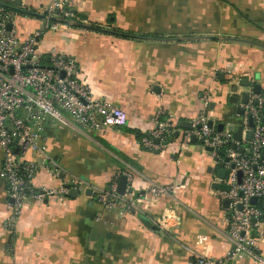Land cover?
<instances>
[{"label":"crops","instance_id":"0c3cea01","mask_svg":"<svg viewBox=\"0 0 264 264\" xmlns=\"http://www.w3.org/2000/svg\"><path fill=\"white\" fill-rule=\"evenodd\" d=\"M25 1L36 12L52 0ZM72 3L78 21L44 32L40 48L45 54L56 48L73 55L80 78L97 97L125 109L128 124L99 134L70 120L48 119L42 132L48 155L68 175L54 178L42 168L33 181L59 187L76 175L88 186L76 196L29 200L14 231L4 227L11 200L0 150V264H194L199 255L264 264L248 252L232 257L230 202L215 187L226 184L227 172L220 178L225 166L199 141L183 138L189 129L181 126L201 113L208 97L206 111L216 128L235 132L242 123L238 104L244 95L255 85L264 95V0ZM15 20L22 38L44 27L41 17L32 14L18 13ZM156 115L160 121L172 119L180 131L160 151L145 148L138 136ZM22 158L39 160L33 150ZM117 172L133 175V188L127 183L126 192L139 199L124 215L97 201ZM150 183L172 190L156 198L147 191ZM166 211L172 225L161 229L156 223ZM250 235L264 260V226H254Z\"/></svg>","mask_w":264,"mask_h":264},{"label":"built area","instance_id":"2783aa9c","mask_svg":"<svg viewBox=\"0 0 264 264\" xmlns=\"http://www.w3.org/2000/svg\"><path fill=\"white\" fill-rule=\"evenodd\" d=\"M10 8L0 6V150L3 154L2 175L6 180L10 210L4 227L14 231L22 208L29 200H43L50 197L68 196L72 189L78 194L84 192L88 183L76 175H70L69 185L59 187L36 186L34 177L44 168L54 178L68 173L51 156L42 132L44 123H66L90 131L103 133L108 128L128 124L125 109L109 99L97 97L89 85L80 78V67L75 57L51 48L45 54L40 48L44 32L56 31L62 24L78 21L72 7L73 0H52L42 11L44 27L22 38L16 30L17 8L32 10L25 0H0ZM12 27L9 28V25ZM48 57L49 64H44ZM208 97L204 108L193 119L192 127L184 132L183 138L193 137L208 150L211 157L218 159L227 169L226 184L229 190L219 191L223 200H229V234L234 243L232 257L244 252L252 254L255 260H264L254 251L255 239L250 235L254 226H264V209L251 203L253 197L264 199V95L250 91L246 102L239 105L244 134L252 130L249 140L246 135L240 140L234 137L233 129L219 130L210 125L207 114ZM250 118L253 125H250ZM177 125L172 119L160 121L158 115L151 118L147 130L139 131L142 145L153 151H160L169 145V139ZM242 132V133H243ZM158 140V142H156ZM37 153L39 160H26L27 151ZM126 175L132 190L133 175L117 172L109 190L97 193V201L107 210H116L124 215L136 208L138 198L128 192L118 193V179ZM172 190L170 186L150 183V196L159 198ZM130 191V190H128ZM241 204V208L238 205ZM171 212L161 215L156 225L168 229L172 225ZM98 220L100 218L98 217ZM194 264H232L226 259H214L199 255Z\"/></svg>","mask_w":264,"mask_h":264},{"label":"water","instance_id":"95a60500","mask_svg":"<svg viewBox=\"0 0 264 264\" xmlns=\"http://www.w3.org/2000/svg\"><path fill=\"white\" fill-rule=\"evenodd\" d=\"M20 2H21V0H17V3L18 4ZM5 5H7V4L3 3L2 1H0V6H5ZM16 9H17V11H20L22 13L33 14L35 16H40V17L43 16L40 13L32 12L30 10H24V9L17 8V7H16ZM70 23L75 24L76 21H70ZM11 27H12V24L9 25V28H11ZM254 90H255L256 93H260V85H255ZM247 99H248V94H245L244 95V102H246ZM237 100L238 99H237L236 96L231 97V101L232 102H237ZM239 112L240 113H243V109L242 108H239ZM210 125H214V121L210 120ZM250 125L251 126L253 125V120L251 118H250ZM181 126L184 127V128L191 129L192 123L191 122H188V121H184V122L181 123ZM219 129L220 130H223V125H219ZM242 132H243V127L242 126H239L238 129L234 132V137L236 139L240 140L242 138ZM179 135H180V131L179 130H176L174 132V134H173V136H175V137L176 136H179ZM252 135H253L252 130H249L246 133V138L250 140L252 138ZM193 140H195L194 137H193ZM156 142H158V140H156ZM98 149H100V148H98ZM206 149L207 150H211L210 148H206ZM215 160L216 161H219L218 159H215ZM226 172H227V169L224 168L223 169V173L224 174L220 178H225L226 177ZM127 183H128L127 176L126 175H122L120 177L119 187H118V190H117L119 194L123 195L126 192ZM215 187H217L218 189H221V190H225V191H228L229 190V186L227 184L216 183L215 184ZM70 194L72 196H76V195H78V191L75 190V189H72L71 192H70ZM225 202H226V204H229V200H226ZM258 202H259V199L257 197H253L251 199V203H253V204H258ZM262 205L264 207V199L262 200ZM241 206H242L241 204L238 205L239 208H241ZM142 221L145 223V225H149L150 226V224L146 220L143 219Z\"/></svg>","mask_w":264,"mask_h":264},{"label":"trees","instance_id":"16d2710c","mask_svg":"<svg viewBox=\"0 0 264 264\" xmlns=\"http://www.w3.org/2000/svg\"><path fill=\"white\" fill-rule=\"evenodd\" d=\"M5 8H10L8 5H5L4 6ZM19 13H22V12H20V11H18ZM75 13H76V11H74ZM33 15V14H32ZM76 15H77V13H76ZM79 24V23H78ZM77 24V25H78ZM138 132V131H137ZM138 136L139 137H141L142 136V134L140 133V132H138ZM255 205H257L258 207H260V208H262V209H264V207H263V205H262V200H259V202H258V204H255Z\"/></svg>","mask_w":264,"mask_h":264}]
</instances>
